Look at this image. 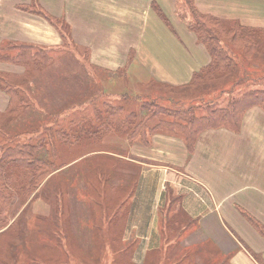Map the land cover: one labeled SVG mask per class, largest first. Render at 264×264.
Instances as JSON below:
<instances>
[{
  "label": "crops",
  "instance_id": "crops-1",
  "mask_svg": "<svg viewBox=\"0 0 264 264\" xmlns=\"http://www.w3.org/2000/svg\"><path fill=\"white\" fill-rule=\"evenodd\" d=\"M191 4L204 14L225 22L236 21L264 34V0H0V73L25 78L26 64L9 59L16 52L19 54L23 46L49 52L62 50L69 42L86 53V58L77 59L75 65V68L78 63L86 67L84 72L72 69L74 61L63 65L59 62L70 68V106L77 104L83 95L85 111L69 107L75 109L62 112L64 99L59 91L64 87L54 80L53 89L47 94L43 88L45 79L40 76L33 79L36 88L30 95L24 92L21 83L18 85L21 97L30 101V107L19 114L31 115L37 124L40 115L52 110L57 118L70 113L69 124L84 120L86 128L103 130L100 118L109 112L111 105L122 110L121 119L130 113L142 117L147 102L155 99L175 106L184 97L182 88H187L185 85L193 80L195 73L212 61L208 48L190 28L194 22ZM40 7L53 18L52 22L36 12ZM61 22L68 30L66 36L61 32ZM260 49L264 51V46L259 44L258 55ZM246 72L240 83L264 81V74L254 76L249 70ZM58 73L61 76L59 70ZM90 79L97 85L98 96L84 95L92 87ZM158 87L164 88V93L153 90ZM129 88L135 93H129ZM72 90L79 94H73ZM54 92L59 93L61 100L47 102ZM120 96H123L121 100ZM115 98L117 103L113 102ZM130 100L137 105L126 109L125 104ZM9 102L10 95L0 88V114L7 112ZM48 108L52 109L47 111ZM29 130L39 131L40 127ZM92 138L95 137L90 135L89 139ZM121 138L117 144L125 151L115 152L113 156L122 159L124 173L127 174V164L138 175L127 220L123 222L126 229L122 237L119 235L122 242L135 243L134 262L143 264L149 252L162 251L165 247L167 239L160 227L166 224L173 196L178 197V206L195 219L193 227H213L215 212L225 226H241L246 231L245 237L237 238L240 242L233 239L237 243L234 249L224 246L230 251L231 264H264V235L237 214L238 207H243L250 218L264 226V108L248 107L237 129L220 127L202 131L193 151L188 149L182 135L166 128L152 133L148 144L139 138L129 140L125 135ZM105 139L100 145H108ZM95 151L86 149L84 155H93ZM188 233L181 242L191 236ZM201 236L204 241H211L209 235ZM241 240L247 243V248L241 247Z\"/></svg>",
  "mask_w": 264,
  "mask_h": 264
},
{
  "label": "rangeland",
  "instance_id": "rangeland-1",
  "mask_svg": "<svg viewBox=\"0 0 264 264\" xmlns=\"http://www.w3.org/2000/svg\"><path fill=\"white\" fill-rule=\"evenodd\" d=\"M63 24L61 22L59 25L65 32L68 31L65 26H62ZM261 35L259 42L263 47L264 34ZM68 43L62 50L49 52L39 48H31L30 56L33 58L25 59L26 62L24 63L26 64L25 78L8 76L12 86L21 94L18 87L21 83L24 92L27 91L30 95L36 88L33 79L36 80L42 76L45 79L44 91L49 94L48 91H52L55 81H58L57 85L64 87L59 91L64 99L61 101L64 104V109L62 108L61 111L63 112L69 107H78L85 111L83 95L77 104L70 106L72 101L68 97L70 68L61 66L59 62L62 61L63 65L68 64L69 61H74L72 69L83 70L84 72L86 67H82L78 63L75 68V65L77 59L84 60L86 58V53L78 49L77 46ZM255 55L257 56L251 61L240 58L238 67L241 71L236 75L237 79L245 77L247 75L246 70H249L254 76H257V73L264 74V51L261 50V55ZM28 60L29 62H27ZM58 70L61 72V76H59ZM91 81L95 82L92 79L88 81L92 87L88 89V92H84L85 97L98 96L97 85ZM109 84L112 85L113 82L110 81ZM50 86H52L51 89L46 90ZM253 87H264V81L240 83L234 86L233 91L227 90L216 95H213V92L204 94V90L200 91V87L193 88L192 91L196 90L197 93H203L205 101H208L209 104L214 101L217 106H224L227 101L240 94L242 90ZM153 90L158 93L165 91L164 88L159 87ZM127 91L135 93L131 88ZM72 93L79 94L75 90H72ZM166 93L168 94V92ZM178 93L181 94L180 91ZM65 94L66 96H64ZM99 95L101 96V94ZM50 96L51 99L46 100L47 102H52L53 99H57V102L61 100L58 92L57 95L54 92ZM122 97L120 96L119 100ZM67 101L69 104H65ZM113 102L117 103L118 101L115 98ZM160 102L167 105L166 100ZM125 105L126 109H130L136 107L137 104L130 100ZM175 105H180V102ZM58 107L61 106L58 105ZM51 109L48 108L47 111ZM73 109L75 108H70L67 112H72ZM82 110L80 111L83 112ZM52 111L46 113L45 116L40 115L37 124L33 121L34 117L28 114L22 116L19 114L12 121H8L7 112L0 114V124H2L0 128V156L4 147L13 144L8 137L17 134L20 138L16 140L23 141L30 136V134L24 133L33 131L29 129L40 127L39 131H41L48 124H56L57 126V122L63 124L62 127H67L65 123L71 114L68 113L62 118H57L56 111ZM120 117L124 116H118V118ZM101 133L103 134L98 135V139H96L97 137L89 139V134L77 133V136L74 135L72 138L73 142L71 143L64 144L54 140L52 153L48 151L45 144L43 149L39 150V158L52 161L55 158L57 170L54 171V167H52L53 170L49 169V174L38 185L40 190L37 191L36 189L26 199L25 203L24 189L20 187L14 191L8 214L10 220L4 227L0 228V264H135L136 261L134 262L132 257L135 243L132 241L122 242L119 235L122 237L126 229L124 223L127 220L128 204L137 173L132 166L127 164V174L124 173L122 159L117 160L118 156H113L115 152L122 154V151H125L123 146L117 144V140H121V136L125 135L124 131L112 127L110 130ZM103 139L108 145H100ZM68 141L70 142V140ZM86 149H95L96 151L93 155L86 156L84 155ZM54 153H57V157L54 155L51 159L50 157ZM123 154L126 155V153ZM35 156H37V152ZM104 171L109 175H106ZM25 187H29L28 183L25 184ZM104 192H107L106 196L103 195ZM34 194L35 198L33 199ZM173 200L174 208L178 207L179 200H176V197ZM22 207L23 209H21ZM237 214L242 220H249L254 225L252 218L248 216L249 212L243 207H238ZM163 215L164 213L161 214V220ZM14 220H17L15 225L12 224ZM86 222L90 223L89 227L81 226L80 223ZM224 224L225 222L218 220L217 214L213 212V227L202 226L200 229L192 227L187 231L191 233V236L181 242L186 237V232L184 231L176 239L169 232L170 224L167 226L163 223L164 227H160V231L167 239L165 243L167 246L162 251L149 252L150 254L147 255L143 264H211L209 258H206L209 240L204 241L201 236L203 234L209 235L211 241L213 239V243L210 244L213 245V264H221L222 261L224 264H231V258L228 254L230 251L224 246L228 249H234L237 243L233 239H242L245 237L246 231L241 226L227 227ZM254 227L256 226L254 225ZM239 239H237L238 242H240ZM175 240L179 244L176 245V242L173 244L172 241ZM241 247L247 248V243L241 240ZM140 262L136 263L140 264Z\"/></svg>",
  "mask_w": 264,
  "mask_h": 264
},
{
  "label": "trees",
  "instance_id": "trees-1",
  "mask_svg": "<svg viewBox=\"0 0 264 264\" xmlns=\"http://www.w3.org/2000/svg\"><path fill=\"white\" fill-rule=\"evenodd\" d=\"M22 7L29 8L25 5ZM35 10L51 22L53 21V18L41 7ZM191 11L194 22L190 28L196 32L199 41L206 45L212 56V61L209 66L195 73L193 80L185 85L187 88H182L184 97L177 100L180 105L168 106L155 99L147 102L146 113L142 118L130 113L123 119H121L122 117L118 118L122 114V110L116 105H111L109 112L100 118L103 120L105 128L103 130H90L84 126L83 121L69 124L70 121L68 120L67 127H62L64 125L57 122L59 127L56 124H48L41 131L25 132L24 134H30V136L23 141L16 140L20 138L17 134L8 137L13 144L4 147L0 156V228L4 227L10 220L8 214L14 191L20 187L24 189L25 203L26 199L36 191L38 185L49 174V169L52 167L56 169L55 158L53 161L39 158V150L43 149L44 144L52 153L54 140L64 144L71 143L73 142L72 138L77 133H86L89 136L97 137L103 134L101 132L110 130L112 127L124 131L129 140L139 138L143 143L148 144L152 133L159 128H166L182 135L188 149L193 151L197 138L202 131L220 127L237 129L248 107L260 105L264 108V87L242 90L240 94L227 101L224 106H217L214 101L211 104L207 103L204 95L209 92L216 95L227 90L233 91L234 86L240 84V79L236 78V75L241 71L238 67L240 58L251 61L257 56L255 54L258 52L259 41L262 36L261 30L244 27L236 21L225 22L217 16L204 14L193 4H191ZM61 32L65 34L63 29ZM21 51L9 59L17 63H25V59L33 58L30 56L32 53L30 46H23ZM32 55L36 56L35 54ZM197 87H200V91L204 90V94L197 93L196 90L192 91L193 88ZM0 88L10 95L6 113L9 118L8 121H12L23 109L30 107V101L21 97V94L12 86L8 75L0 73ZM204 111L205 114H203ZM35 151L37 156H35ZM54 155L57 157V153H54L50 158L53 159ZM27 183L29 187L26 188L25 184ZM177 199L178 197H176ZM173 202L172 196V209L166 213V225L169 226L170 224L169 232L178 239L184 231L190 230L196 221L179 206L174 208ZM252 220L256 228L264 235V226L254 218ZM16 223L17 220H14L12 224L15 225ZM175 242L176 240L172 241L173 244ZM211 243L209 241L207 244L208 256L206 258H209L213 264V245H210ZM175 244L177 245L179 242ZM165 246L167 245L165 244ZM221 264H224V261Z\"/></svg>",
  "mask_w": 264,
  "mask_h": 264
}]
</instances>
